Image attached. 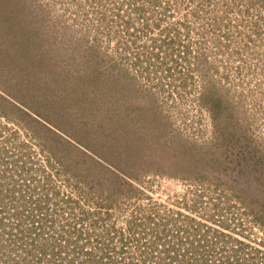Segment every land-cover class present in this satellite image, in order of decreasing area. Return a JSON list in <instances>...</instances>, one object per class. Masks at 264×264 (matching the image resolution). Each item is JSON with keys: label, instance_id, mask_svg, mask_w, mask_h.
Returning a JSON list of instances; mask_svg holds the SVG:
<instances>
[{"label": "rangeland", "instance_id": "obj_1", "mask_svg": "<svg viewBox=\"0 0 264 264\" xmlns=\"http://www.w3.org/2000/svg\"><path fill=\"white\" fill-rule=\"evenodd\" d=\"M4 229L16 264H264V0H0Z\"/></svg>", "mask_w": 264, "mask_h": 264}, {"label": "trees", "instance_id": "obj_2", "mask_svg": "<svg viewBox=\"0 0 264 264\" xmlns=\"http://www.w3.org/2000/svg\"><path fill=\"white\" fill-rule=\"evenodd\" d=\"M85 146L88 148L89 146H88V144H85ZM91 147H94V148H97V147H99V146H95V145H91ZM94 152L92 151V154H93ZM96 154V153H95ZM85 162H87V161H85ZM107 173V172H106ZM109 174V173H108ZM110 176H112V178L114 179V180H116L118 183L120 182V183H122V184H127V185H130V187L131 186H133L134 188H135V186H137V184H138V182H140L141 181V179H143V176L145 175V174H143V175H140V176H138V175H133V174H131V173H127V171H121V170H117V172L115 171V172H110V174H109ZM124 175H127V176H131V177H134L135 179L136 178H138V179H136L137 180V183H135V182H133V181H131V180H129V179H127V178H125V176ZM150 182H151V180H150ZM149 182V183H150ZM119 183V184H120ZM68 186H69V189L70 190H72V189H74L73 188V186L71 185V184H67ZM74 193H75V190H74ZM76 194V193H75ZM68 195L69 194H65L64 195V198L66 199V198H68ZM60 199V198H59ZM61 201H64L63 200V198H61L60 199ZM69 201H70V199H69ZM46 203L45 202H42V203H39V202H36V205H35V210H42V205H45ZM261 208V207H260ZM179 215V214H178ZM178 215H176V216H178ZM187 219H190V220H188L187 222H193V220H192V218H189V216L187 217ZM134 222V220H132L131 221V223H133ZM41 223H46V220H44V221H41L40 220V224ZM185 225H187V224H184V225H181V227H184ZM66 225H62V226H60V227H65ZM129 227H130V225H129ZM190 227V226H189ZM191 228V227H190ZM189 228V229H190ZM208 229V228H207ZM178 230H180V229H178ZM186 230V229H185ZM66 231V232H65ZM64 232H63V235H66V234H70V232H68L67 230H65ZM175 232V234H177V232L178 231H174ZM187 232H189V231H187ZM191 232H193L194 234L196 233V231L195 230H192ZM13 233H15V231L13 230V229H4V232L3 233H0V235H7V236H9L10 238L11 237H13L14 236V234ZM153 233H156L155 231L153 232ZM180 233H184V232H182V231H180L179 232V234ZM216 234H219L218 232H215ZM192 234V233H191ZM197 235H199V236H197ZM54 237H56V240L57 241H59V238L61 237H59V234L57 233H55L54 234ZM58 237V238H57ZM160 237H162L161 235L160 236H157V238L158 239H160ZM196 237H198L199 238V240L198 241H201L202 243H203V241L201 240V236H200V234H196V236H195V238ZM44 240L46 241V243H45V247H43V248H41V252H40V255H41V258L44 260L43 262H45L44 264H52V262H54L55 264H72L73 263V261H74V259H73V256L71 257V258H69L68 260H65L64 258H62V257H60V255H62L61 253H60V248H59V246H54V241H52L50 238H45L44 237ZM175 240H177V238H175ZM172 244H173V242H171ZM194 244H196L195 243V241H194ZM177 245V244H176ZM175 245V246H176ZM167 246V245H166ZM121 248H124L125 246H123V243H121V246H120ZM3 257H5V254L2 256V258ZM2 258H0V260L2 259ZM21 259H23V257H21ZM90 259H93L94 260V258L93 257H91ZM50 260H53V261H50ZM39 261H40V263H42V261H41V259H39ZM95 261V260H94ZM2 264H16V262H15V258H14V256H11V258H9V259H2L1 261H0ZM33 263V262H32ZM53 263V264H54Z\"/></svg>", "mask_w": 264, "mask_h": 264}, {"label": "built area", "instance_id": "obj_3", "mask_svg": "<svg viewBox=\"0 0 264 264\" xmlns=\"http://www.w3.org/2000/svg\"><path fill=\"white\" fill-rule=\"evenodd\" d=\"M202 221L204 222L203 226H205V228H206V227H207V223H206V221H205V220H202ZM166 225H167L168 227L172 226V221H169V222L166 221L165 223H163V226H166ZM183 225H184V224H183ZM189 226H190V227L196 226V225H195V222H190V223H189ZM189 226H188V230H189V232H186V234H190V236H188V238L191 239V238H192V234H191L192 229H191ZM189 228H190V229H189ZM180 234H181V233H180ZM197 236H199V235H197ZM182 239L185 240L186 237H182Z\"/></svg>", "mask_w": 264, "mask_h": 264}]
</instances>
